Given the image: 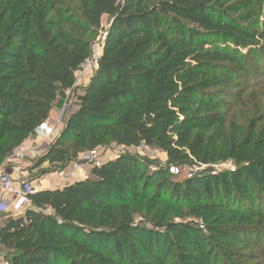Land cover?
<instances>
[{"label": "trees", "instance_id": "1", "mask_svg": "<svg viewBox=\"0 0 264 264\" xmlns=\"http://www.w3.org/2000/svg\"><path fill=\"white\" fill-rule=\"evenodd\" d=\"M263 11L264 0H0V166L68 92L77 110L37 161L48 173L111 144L160 150L169 167L205 166L237 151L244 161L231 174L176 183L164 169L120 153L85 181L34 191L22 214H0L6 262L125 264L126 239L157 264H177L160 257L163 239L205 257L189 235L205 240L212 228L160 215L148 223L149 213L136 211L141 200L150 207L185 203L200 218L210 212L264 219V202L255 198H264V141L258 148L238 144L233 125L236 106L247 109L243 118L254 115L249 100L264 94V33L252 28ZM102 29L96 68L76 95L75 73L92 52L86 37ZM244 230L256 234L259 227Z\"/></svg>", "mask_w": 264, "mask_h": 264}, {"label": "rangeland", "instance_id": "2", "mask_svg": "<svg viewBox=\"0 0 264 264\" xmlns=\"http://www.w3.org/2000/svg\"><path fill=\"white\" fill-rule=\"evenodd\" d=\"M252 28L264 33V11L261 19L259 20V24H256ZM103 38V29L102 31L97 32L95 36L89 35L86 37V39L92 41V52L94 53H92L91 58H89V60H87L85 64H83L75 73L76 85L79 86L78 92L75 93L76 95L80 94L82 86L86 85L93 75L92 72L94 71V65L92 62L101 54ZM263 65L262 67L264 69ZM247 96L248 94L244 97ZM249 102L252 103L253 108L257 109L255 110L256 113L254 115L250 114L247 117L244 114L245 117L243 118V113H246L247 109H241L240 106H236L234 112L237 115L235 119L236 121L233 125L236 124L235 127L238 132V144L246 142L250 144L251 147L257 146L258 148V141H264V94L261 96H255V98H250ZM76 103L77 98L75 95L68 92L67 99L54 106L51 116H49V119L39 129V132L24 140L10 156L3 160L2 165L0 166V174L4 172V168L28 167L29 174L26 180L29 181L33 188L44 185L45 182L50 179L51 175H54L55 179L58 181V173H48V164L38 167L37 161L58 136L56 131L58 129L62 130L67 114L69 115L77 110ZM231 105H234V102H231ZM249 107L251 109V106ZM232 137L233 136L231 135V138L228 140H231ZM96 151L98 152L99 159L103 164L108 160L113 159L120 153L137 157L147 162V164H151L153 167L164 169L170 179L176 183H182L184 180L191 178L195 174H231L235 172L238 167H241L244 164V161L241 160L242 156L239 151H237V154H230L225 159H217V161L205 166L198 165L193 162L171 167L167 165L166 155L162 151L149 147L122 148L111 144L107 147H98ZM259 153H264V150ZM85 154L86 152H83L77 157V163L80 165L82 170L89 171V167L82 161ZM69 166L70 165L66 168ZM88 176L90 177L91 175L88 174ZM243 177H245V182L250 186L252 184L250 179L246 178L245 174H243ZM212 182H214V180H212ZM58 183L62 186L60 181ZM50 186L57 185L50 183ZM255 198L261 199L262 202H264L262 195L259 196V194H257ZM135 205L136 211L141 209L143 212L147 211V213H149L150 216L148 218L149 220H146L147 222L150 221L151 217L154 215H160L163 221L171 220L174 223H194L200 227L208 225V228H212L213 232L210 233L211 238H205V240L196 236L194 233L189 235L191 243H194V245L204 254L205 257L203 258L196 253L193 254V252L187 248L188 246L182 245L179 242H175L176 244L171 243V241L163 239L158 253L162 258L167 257V263L232 264L231 262L226 261L228 256L235 264H264V252L262 253V250H264V219L262 218L249 215L248 213L231 215L210 212L204 213L201 218L197 216L194 217L192 212L184 206L185 203H182V205L174 204L173 207L169 206L168 203H162V205L159 203L156 206L150 207L151 204H149V202L141 200L137 201ZM177 207L180 208L178 209ZM17 208L18 205H15L4 214L16 216L15 210ZM233 209L236 210V208ZM143 220L144 216L140 218L135 216V221L137 223H140ZM2 222L3 220H0V225ZM147 222H144L143 226L148 225L149 222ZM247 226L259 227V232H257L259 235L257 233L244 232L246 231L244 229ZM236 228L238 229L233 231ZM135 235L139 238H143L144 243H147L148 239L145 234L136 232ZM161 239H159V241ZM123 243L125 250V264L127 262L132 264H157L149 257V255L145 253L142 245L134 244L128 239H126ZM256 243H258L261 248L258 247ZM220 247L224 249L227 255H224L221 252ZM152 251L155 253L154 249H152ZM6 255L7 253L0 249V257L4 256L5 259Z\"/></svg>", "mask_w": 264, "mask_h": 264}, {"label": "built area", "instance_id": "3", "mask_svg": "<svg viewBox=\"0 0 264 264\" xmlns=\"http://www.w3.org/2000/svg\"><path fill=\"white\" fill-rule=\"evenodd\" d=\"M92 53L94 52H91V56ZM98 58L99 56L92 62L94 65L93 70L96 68ZM82 161L89 167V171L82 170L80 165L74 162L70 164L68 168L58 172L62 186L87 180L89 178L88 174H90L93 169L99 168L103 164L96 150L87 152L83 156ZM33 192L34 188L26 178L15 181L2 172L0 174V214L7 213L10 208L15 205H18V208L23 213L26 209L30 208V195H32ZM0 264H8L4 256L0 257Z\"/></svg>", "mask_w": 264, "mask_h": 264}, {"label": "crops", "instance_id": "4", "mask_svg": "<svg viewBox=\"0 0 264 264\" xmlns=\"http://www.w3.org/2000/svg\"><path fill=\"white\" fill-rule=\"evenodd\" d=\"M84 86L85 85H83L82 88ZM75 87H76L77 92H78L79 86L76 85ZM69 93H71V92H69ZM66 99H67V96H66ZM52 112H53V109H52V111H51V113H50L49 116H51ZM60 131H61V129H58L56 131L57 135L60 133ZM37 132H39V130ZM4 173L7 174L8 176H10L13 180L17 181V180H20V179L27 178L28 177V174H29V171H28V167L27 168H4ZM59 181L60 180L57 181V179H55L54 175H51L50 179H48L45 182L44 185H40L39 187L34 188V191H39V190H53V189H56L58 187H61L60 184L58 183ZM50 183H52L53 185H57V186H50ZM21 213H22V211L19 208H17L15 210V214L16 215H19Z\"/></svg>", "mask_w": 264, "mask_h": 264}]
</instances>
